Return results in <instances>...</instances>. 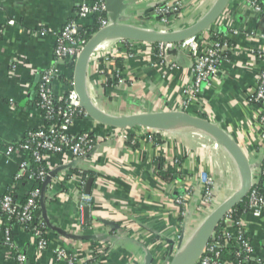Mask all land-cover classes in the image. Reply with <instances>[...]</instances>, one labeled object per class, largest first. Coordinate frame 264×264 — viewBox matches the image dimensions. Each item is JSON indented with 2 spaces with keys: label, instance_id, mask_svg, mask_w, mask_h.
Masks as SVG:
<instances>
[{
  "label": "crops",
  "instance_id": "obj_1",
  "mask_svg": "<svg viewBox=\"0 0 264 264\" xmlns=\"http://www.w3.org/2000/svg\"><path fill=\"white\" fill-rule=\"evenodd\" d=\"M94 1L0 0V196L15 186L14 196L21 203L30 189L29 184H15L14 180L26 154L7 157L5 147L42 125L36 102L43 73L56 65V37L51 32L76 18L79 5ZM213 1L106 0L107 23L174 32L201 19ZM162 4L179 6L166 23L155 10ZM89 23V17L82 19L79 28ZM43 28L48 30L46 35H41ZM197 37L207 44L213 37L225 39L230 59L220 64L210 85L203 86L187 105L183 91L194 81L188 47L171 49L162 61L152 44L120 39L101 42L94 50L101 61L88 63L87 86L91 84L96 91L95 96L89 89L92 102L113 116L166 111L202 116L237 142L258 182L264 165V124L259 123L263 110L250 98L264 69V15L248 8L245 0H231L210 28ZM116 49L119 55L113 54ZM116 58L123 60L124 70L106 95L102 74L113 72ZM57 69L51 89L57 98L64 99L70 71L63 64H57ZM184 126L172 124L169 131L136 127L137 146L131 147L119 129L89 117L77 120L70 133L91 132L100 141L82 158L64 153L47 160L56 179L45 188L44 205L49 223L61 232L47 227L48 246L40 250L33 234L14 226L13 248L9 249L2 243L4 222L0 218V264H17L15 253L26 257L25 264H66L55 259L57 249L66 250L78 264L186 261L197 229L214 208L239 189L241 177L232 156L212 136ZM162 132L193 136L176 134L170 139ZM156 158L164 160L162 170L171 174L169 181L158 176ZM73 170L92 178L84 189L91 208L83 221L79 219L81 190L69 179ZM203 173L214 179L210 204L203 200ZM177 199L183 205L177 204ZM241 224L252 247L246 264H264V213L247 212ZM225 228L234 234L229 222Z\"/></svg>",
  "mask_w": 264,
  "mask_h": 264
},
{
  "label": "built area",
  "instance_id": "obj_2",
  "mask_svg": "<svg viewBox=\"0 0 264 264\" xmlns=\"http://www.w3.org/2000/svg\"><path fill=\"white\" fill-rule=\"evenodd\" d=\"M214 0L213 2H215ZM247 7L251 10L264 15V0H245ZM179 6L172 4H162L155 8L156 13L166 23L170 14L178 11ZM106 13L105 0H95L92 4L83 3L78 6L73 20L63 26L62 29L56 32H51L56 37L54 49L55 66L49 67L42 75L41 82L38 88L39 110L43 119L42 125L28 131L22 139L10 142L5 147L7 157L24 152L26 159L19 163L17 173L14 177L15 184L23 181L34 182L35 180L45 181L50 172L40 166V170L35 173L32 168V163L47 164V160L53 155L68 153L72 158H82L89 154L96 143L100 141L91 132H82L80 134L70 133V128L76 122L75 117L82 115V118L88 116L79 107L77 96L74 90H70L67 97L59 99L53 93L51 85L58 75L57 64H64L68 61H74L84 46L77 39L79 31V22L95 13ZM99 29L108 25L106 19L100 21ZM48 30L43 28L41 35H46ZM207 42L200 41V38L193 37L178 44H157V51L162 61L166 59L168 52L175 47H188L190 49L192 67L191 71L194 76V81L187 86L183 91L184 105H187L192 98L202 92L203 86H209L210 81L214 78L219 70L222 62H228V52L230 46L225 39L217 37L210 41L204 48ZM204 48V49H203ZM93 51L90 60L100 62L101 56ZM120 50L116 49L113 54L119 55ZM259 58L263 56L258 55ZM106 60L109 58H105ZM264 61V60H263ZM102 72V71H101ZM118 75V73L116 72ZM90 92L96 96V91L90 84ZM250 101L263 110L259 118V123L264 124V69L259 73L258 82L255 92L251 95ZM61 103L64 106L60 105ZM49 124L45 126L44 124ZM123 140H128L127 130H120ZM261 174L264 175V166H262ZM71 181H75L79 190H81V200L79 204V219L84 220V215L91 208L90 198L84 193L87 182L91 181V177L84 172H77L71 175ZM65 178V177H64ZM56 178H51L50 184ZM201 181L205 185L203 200L205 204H210L212 196V188L214 186L211 178L206 174L201 175ZM255 181H253V184ZM14 188L11 187L8 192L0 196V218L4 222L2 243L9 249L13 248L12 243V228L19 226L22 229L28 226V222L32 219L33 211L37 207L38 198L42 196L37 189H29L27 198L24 203L17 202L14 196ZM247 208L253 214L264 213V194L257 192L253 185L247 194ZM177 204L183 205V201L176 200ZM226 219H230V212L226 215ZM11 222H15L11 225ZM234 228V234L228 232V228H224L222 232H212L208 243L206 244L202 255L196 264H224L220 257L223 249L230 246H236L235 256L238 259L237 264H246L252 253L250 242L245 236V231L241 222H229ZM31 234L37 239V247L40 250H45L48 246L46 237L38 227L30 228ZM225 239V242H222ZM54 257L59 262L66 264H78L75 257L70 255L64 249L54 251ZM14 259L17 264H25L26 257L23 254L15 253Z\"/></svg>",
  "mask_w": 264,
  "mask_h": 264
},
{
  "label": "water",
  "instance_id": "obj_3",
  "mask_svg": "<svg viewBox=\"0 0 264 264\" xmlns=\"http://www.w3.org/2000/svg\"><path fill=\"white\" fill-rule=\"evenodd\" d=\"M107 1L113 2V0ZM230 1L231 0H216L201 19L186 28L174 32L142 29L117 22H110L107 26L95 32L87 40L74 62L72 74L73 90L77 95L79 107L94 122L109 128L124 130L135 127L158 128V123L165 120L182 121L211 135L219 146L227 150L236 163L241 177L239 189L224 202L214 208L201 223L194 236L187 260L182 263L174 264H196L200 259L212 232L217 229L219 224L225 219L226 215L247 196L253 185V172L249 161L244 151L235 140H233L217 125L199 116H194L183 111L113 116L98 109L91 102L86 91L87 66L93 51L99 44H101V42L107 39L129 40L145 44H178L200 35L201 33L207 31L219 18L229 5ZM54 175L55 172L50 173V176L44 181V189L50 183L51 178H53ZM90 183L91 181H89L88 186ZM40 201L42 218L46 227L52 228L57 232H61V230L53 227L49 223L43 196ZM86 217L87 213L85 214V219Z\"/></svg>",
  "mask_w": 264,
  "mask_h": 264
},
{
  "label": "trees",
  "instance_id": "obj_4",
  "mask_svg": "<svg viewBox=\"0 0 264 264\" xmlns=\"http://www.w3.org/2000/svg\"><path fill=\"white\" fill-rule=\"evenodd\" d=\"M89 19L91 20V23H89L87 26H80L79 31H78V35H77V39L79 41H81L83 44H85L87 42V40L95 33L99 30L100 27V21L102 19H106V13H95L94 15L89 16ZM212 39H216V37H213ZM153 46H155V48L157 49V44H152ZM157 51V50H156ZM114 66H113V72L111 71H104L103 72V80H104V93L107 95L108 91L110 89H112L113 85L117 84V80L120 78L122 71L124 70V62L122 59L120 58H116L114 60ZM64 68L67 69L68 71H70L69 73V81H67V91L65 93V98L67 97L68 93L70 92V90L73 89V84H72V74H73V67H74V61H68L65 62L64 64ZM118 73V77H116L114 74ZM114 75V76H113ZM39 98L37 95V106H39ZM60 105L64 106L63 103H61ZM39 108V107H38ZM202 117V116H201ZM83 119L82 115L75 117V121ZM45 126H48L49 124H44ZM135 128L132 129H127V134H128V141L126 142L128 145H131V147H136L137 146V133L135 132ZM156 134L152 135L155 136ZM163 163L164 160L162 158H156L155 159V166L157 168L158 171V176L164 180V181H169L171 178V174L167 171L162 170L163 167ZM264 164V161H263ZM40 166H43L45 168V170L50 172V168L48 167V165L46 164V162L39 164V163H32V168L35 171V173H37L40 169ZM264 166V165H263ZM73 172L77 173L78 171L73 170ZM90 176V175H89ZM255 179H253L254 181ZM23 183V185H27L29 184L31 189H37L39 190V194L40 196H44V192L45 189L43 188V181L40 180H35L34 182H28V181H23L21 182ZM253 188H255L257 190V192H259L260 194H264V175H260L259 177V181L255 182L253 184ZM27 198V196H26ZM26 198L24 200H22L21 203H24ZM247 196L240 202L238 203L231 211H230V219H224L219 226L217 227V229L214 231L216 232H222L221 230L225 228V226H227L228 222H241L242 217L245 213L249 212L248 208H247ZM37 207L36 209L33 211L32 214V219L30 222H28V226L24 228V230L26 231H31L30 228L35 226L38 227L39 229H42L44 235L47 232V227L43 221L42 218V210H41V201L38 198L37 200ZM15 222H11V225H14ZM230 224V223H229ZM222 242H225V239H222ZM220 257L222 259V261L224 262V264H237L238 259L235 256V250L234 247H228L226 249H223L220 253Z\"/></svg>",
  "mask_w": 264,
  "mask_h": 264
},
{
  "label": "bare ground",
  "instance_id": "obj_5",
  "mask_svg": "<svg viewBox=\"0 0 264 264\" xmlns=\"http://www.w3.org/2000/svg\"><path fill=\"white\" fill-rule=\"evenodd\" d=\"M196 37V36H195ZM106 45V44H105ZM86 91H87V94H88V96H89V98H90V100H91V102H92V98H91V94H90V92H89V87H87V81H86ZM75 92V91H74ZM76 94V93H75ZM77 96V95H76ZM77 100H78V98H77ZM93 103V102H92ZM94 104V103H93ZM95 105V104H94ZM98 109H100L97 105H95ZM100 110H102V109H100ZM103 111V110H102ZM105 112V111H104ZM172 124H174V125H176V124H184V125H186V126H189V127H193V128H195L194 126H192V125H189V124H187V123H184V122H182V121H174V120H165V121H162V122H159L158 123V126L163 130V131H169L170 130V125H172ZM165 125H167V126H165ZM186 126H184V127H186ZM196 129V128H195ZM197 131H198V129H196ZM174 131H176V129H174ZM208 134V133H207ZM211 136V135H210ZM214 138L212 137V140H213ZM214 142H215V140H214ZM216 143V142H215ZM217 144V143H216ZM218 145V144H217ZM219 146V145H218Z\"/></svg>",
  "mask_w": 264,
  "mask_h": 264
},
{
  "label": "rangeland",
  "instance_id": "obj_6",
  "mask_svg": "<svg viewBox=\"0 0 264 264\" xmlns=\"http://www.w3.org/2000/svg\"><path fill=\"white\" fill-rule=\"evenodd\" d=\"M92 99H93V98H92ZM162 134H164L167 138H170V139H171V138H174L173 136H175L176 134H178L177 136L190 135V134H181V133H173V134H172V133H171V134H168V133H167V134H165V133H163V132H162ZM190 136H193V135L191 134ZM194 137H195V136H194ZM201 138H202V137H201ZM189 139H190V138H189ZM202 140H203V141H206L205 138H202ZM202 140H201V141H202ZM195 144H196V143H195ZM202 145H203V144H201V142H200V143H199V147H200V148H203ZM195 146H198V145H195ZM204 146H205V145H204ZM205 150H206V148H203V151H205ZM204 154L206 155L205 152L202 153V155H204ZM205 155H204V157H205ZM204 174H206L208 178H211L212 181H213V184H214V179H213L211 176H209L207 173H204Z\"/></svg>",
  "mask_w": 264,
  "mask_h": 264
}]
</instances>
